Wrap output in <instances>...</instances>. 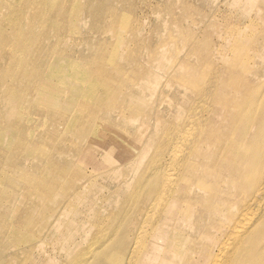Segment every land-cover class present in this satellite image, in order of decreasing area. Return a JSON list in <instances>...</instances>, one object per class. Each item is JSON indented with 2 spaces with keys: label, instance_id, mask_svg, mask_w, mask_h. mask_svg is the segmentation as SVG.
<instances>
[{
  "label": "rangeland",
  "instance_id": "1",
  "mask_svg": "<svg viewBox=\"0 0 264 264\" xmlns=\"http://www.w3.org/2000/svg\"><path fill=\"white\" fill-rule=\"evenodd\" d=\"M21 1L24 2L12 3L11 6L0 4V183L3 190H0V203L2 202L0 205V250H6V253L3 252L4 257L0 258V263L3 264L8 259L11 262L12 260L20 261L18 264H77L84 260L90 251L101 245L114 243L124 233L129 241L133 240L127 232L126 219L130 215L135 216L137 211L139 213L146 211L147 207L134 206V204L141 201L143 186L147 188L144 197L148 198V189L158 184L159 171L162 169L158 151L154 154L147 171L149 174L154 171L156 176L154 182L148 181L144 185L142 178L136 180L129 176L118 177L121 173L130 171V166L124 167L119 172L107 173L110 176L104 172L118 164L123 165L125 160L136 157L146 136L141 134L145 128L140 119L133 124L129 121L128 126L119 122L120 126L115 127L120 135L118 140L115 139L116 144L114 143L113 149H116L118 145L119 150L116 149L112 155L104 149L109 142L110 130L99 128V131L106 135V139L98 140L100 138L96 137V140H90L92 144L96 142L95 145L99 146L96 155L90 154L93 146L74 141L79 131H81L80 135L88 133L90 124L92 123L93 126V122L97 119L95 116L100 112L104 111L106 115L113 114L103 119L104 125L112 130L114 126H109V122L117 120L118 113H121L122 90L120 87L117 89V86H114L115 91L105 93L103 103L99 102L98 98L97 103L100 106L96 113L92 111L89 97L93 92L94 79L88 72L93 73L95 70L93 66L96 65L107 66L111 73L107 70L105 76L111 80V75H117L113 71L114 66L126 67L140 64L141 70L156 73L158 72L156 66H159V63L157 60L150 61L148 52H155L157 58L167 56L166 62H169L187 47V40L191 36L196 37L197 41L206 39L213 47L223 46L235 36H240L244 41L255 42L259 39L258 32L264 35V0L251 2L249 0H64L62 5L59 4L49 10L44 20L39 19L43 9L39 11L37 5H27V1ZM70 2L72 3L69 5ZM73 3L78 13H72ZM48 7V4L43 6L44 9ZM26 9L31 17L23 16L22 10ZM32 12L35 13V17L32 16ZM26 24L32 27L30 29L27 26V36H39L36 37L37 41L33 37L35 43L33 42L30 48V51L33 48L30 65L40 67V65L48 64L43 68V75L40 77L44 79L42 81L40 78L33 79L32 76L28 78L19 75L17 76L19 78H12L11 75L16 67L12 71L7 69L8 65L16 66V62L21 58V53L14 49L13 41L9 38L14 34L11 28L15 26L16 30H25ZM204 25L207 27L205 28ZM16 42L19 43V39ZM252 49L246 51V55L252 56L250 63H262L255 52L257 48ZM248 51H251L250 54ZM104 54L107 55L104 56ZM214 58L219 63H226V60H222L218 54ZM72 66L73 69L68 72ZM63 72L70 74L74 82H68L69 85L66 83L63 86L64 92L59 93L58 79L53 76ZM51 78H53L52 81ZM11 79L12 82H9ZM28 80L29 82L36 80L34 83L31 81L32 86L35 84L34 90L31 86V89L25 88ZM159 80L164 83L165 77H159ZM3 84H6L7 90L15 88L17 93L26 95L27 117L17 120V116H6L10 104L8 96L2 92ZM45 84L53 85L55 90L42 91ZM162 88L164 91L159 94V100L172 97L171 93L166 94V90L170 87L162 85ZM28 91L31 96L27 94ZM136 92H130V94L133 93L132 97H141V93ZM44 96H48V99ZM55 99L58 100V105ZM158 105L162 108L168 107V104L163 101ZM54 109L58 110L55 112ZM126 115L130 117L132 114L127 112ZM4 124L7 127L3 126ZM165 129H167L166 124ZM161 131L159 129L158 132ZM86 137L89 140V136ZM17 139L30 140L32 148L29 150L31 151L29 155L31 156H18V159L16 156L14 159L17 147L11 144ZM121 140H125V143L118 144ZM2 141H4L3 144ZM156 143L160 144V149L163 151L167 146V139L164 138L160 142L157 139L153 140L144 152L151 153ZM174 145L185 148L178 143ZM20 147L22 148H19V151L25 148L23 145ZM146 158L147 155L141 160ZM59 159L67 161L75 159L80 165L78 163L75 165L73 162L66 175L51 173L43 168H41L43 172L39 173L40 165L37 161L47 160L51 168L57 169L63 164ZM59 161L61 164L57 163ZM68 165L66 164L65 167L68 168ZM20 168L23 170L18 172L23 178L28 177L30 173L33 178L28 177L30 181L28 185H25V179H22L21 183L15 180L14 183L20 188H17L14 193V190L11 191L2 181L4 178L10 179L11 174ZM73 179L75 182H72ZM68 181L71 183L68 190H60ZM125 181L130 185L128 188L124 187L127 198L119 216L114 221L109 220L120 209V201L125 194L119 188ZM52 184H56L55 190L50 188ZM48 188L49 191L46 192ZM67 201L68 204H66ZM18 203L19 205H16ZM30 203L33 205L32 209ZM256 208L252 204L247 209ZM259 209L264 211V207ZM42 213L46 219L41 217ZM72 236H74L73 239Z\"/></svg>",
  "mask_w": 264,
  "mask_h": 264
},
{
  "label": "bare ground",
  "instance_id": "2",
  "mask_svg": "<svg viewBox=\"0 0 264 264\" xmlns=\"http://www.w3.org/2000/svg\"><path fill=\"white\" fill-rule=\"evenodd\" d=\"M25 1H27V5H37L39 11L43 9L39 15V19L43 18V20L49 10L64 2V0ZM251 1L249 0V2ZM17 2L23 3L24 1L1 0L0 4L11 6L12 3ZM47 4L49 5L48 9H44L43 6ZM73 12L78 13L74 3ZM22 14L24 17L30 16L27 9L22 10ZM34 14L32 12V16L35 17ZM27 26L32 29L28 24L25 25V30H16L15 26L11 28L14 32L9 37L13 41L12 46L21 53V58L16 62V66L12 64V67L11 65L7 67L8 71H12L16 67L11 75L15 79L19 78L17 77L19 75L28 78L32 76L33 79L40 78L43 75V68L48 66V64L40 65V67L30 65L32 62L30 61L31 51L33 50L32 48L30 51V48L37 36H27ZM36 26L38 25L36 24ZM258 33L259 39L255 42L244 41L240 36H235L225 45H215L214 47L209 45L206 39L197 41L195 40L196 37L191 36L187 40V47L180 52L181 55L172 58L169 62H166L167 56L157 58L155 52H148L149 60H157L159 63V66H156L158 69L156 73L141 70L140 64H132L126 67L114 66L113 71L117 75H111V80L105 76V74L107 75V66L96 65L93 66L95 69L93 73L88 72L94 79L93 92L89 97L92 111L96 113L100 106L97 103L98 98L99 102L103 103L105 93L115 91L114 86H117V89L120 87L122 90L121 113H118L117 120L109 122V126H114V130H112L104 125L103 119L111 117L113 114L107 113L106 115V112H100L95 116L97 119L93 122V126L92 123L90 124L88 133L80 135L81 131H79L74 141L93 146L90 154L96 155L99 146L95 145L96 142L92 144L90 140H96V137L100 138L98 140H105L106 135L102 134L99 128L110 130L109 142L104 146V149L112 155L116 149L119 150L118 145L116 149H113L115 139L118 140L120 135L115 127L120 126L119 122L128 126L129 121H132L133 124L140 119L145 128L141 134H146V136L136 157L125 160L123 165L118 164L104 172L111 174L130 166V171L121 173L118 177L129 176L136 180L142 178L144 185L148 181L154 182L156 180L154 171L152 174L147 173V171L154 154L158 151L162 169L159 171L158 184L152 185L148 189V198L144 197L147 188L143 186L141 201L134 204V206L147 207L146 211L140 213L137 211L135 216L130 215L126 219L128 221L127 232L133 240L129 241L124 233L114 243L101 245L90 251L85 259L77 264H264V211L259 209L264 207V35L262 36L261 32ZM18 39L19 43L16 42ZM252 48H257L255 52H257L262 63H250L252 56L246 55V51ZM243 52L245 55L242 56ZM34 54L38 55L35 52ZM216 54L222 60H226V63L216 61L214 58ZM46 59L49 58L46 57ZM46 61L45 63H48ZM71 69L73 66L68 72ZM54 77L58 79L59 93L64 92L63 86L66 83L74 82V78L67 72L55 74ZM159 77H165V82H160ZM40 80L44 79L40 78ZM31 81L28 80L25 88L31 89V86L34 90L35 84L32 86ZM9 82H12V79ZM43 83L45 82L43 81ZM50 85L45 84L42 91L55 90V87ZM162 85L170 87L166 90V94L171 93L172 97L159 100V94L164 91ZM1 89L8 96L10 104L6 116H17V120L27 117L28 101L26 95L17 93L15 88L7 90L6 84H3ZM135 91L140 92L141 97H132L133 93L130 94V92L135 93ZM44 97L47 98L48 96ZM35 99L37 98L35 97ZM55 101L58 100L55 99ZM162 101L168 104V107H160L158 104ZM127 112L132 115L128 117ZM165 124L167 129H165ZM159 129L162 131L158 132ZM4 134L6 135V133ZM86 136H89V140ZM164 138L167 139V146L163 151L160 149V144L156 143L151 153L149 151L144 152L153 140L157 139L160 142ZM16 141L11 144H15L17 147V153L14 152V159L16 156L18 159V156L25 157L31 154L29 151L32 148L30 140L17 139ZM123 143L125 140H121L118 144ZM175 143L185 148H178L174 145ZM22 145L25 148L19 151ZM11 152H13L12 149ZM145 155H147L146 160H141ZM4 156L6 157V154ZM59 160L63 164L57 169L51 168L47 160L37 161V164L40 165L39 173L43 172L41 169L43 168L51 173H64L66 175L73 162L75 165L76 163L80 165L75 159H71V161ZM60 161L57 163L61 164ZM66 164H69L68 168L65 167ZM22 170L23 168L17 169V172L14 171L10 179L4 178V180L2 178V183L11 191L14 190V193L17 188H20L18 184L14 183L15 180H19L21 183L22 179H25V185H28L30 184L29 178H33L30 172L29 178H23L22 174L18 172H22ZM110 174L107 175L110 176ZM74 179L72 182H75ZM70 184L68 181L60 190H68ZM55 186L56 184H52L50 188L55 190ZM129 186L127 181L120 186L119 190L125 196L120 201L119 211L112 215L109 220L114 221L119 216L127 198L124 187L128 188ZM0 190H2L1 183ZM48 191L49 188L46 192ZM252 204L257 208L247 209ZM30 206L32 209L31 203ZM41 217L46 219L43 213ZM42 218L40 219L42 220ZM73 238L74 236H72ZM5 251V249L0 250L1 259L4 257ZM3 252L5 253L3 254ZM8 262L18 264L20 261L12 260L11 262L6 259L3 264Z\"/></svg>",
  "mask_w": 264,
  "mask_h": 264
}]
</instances>
